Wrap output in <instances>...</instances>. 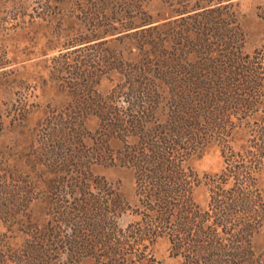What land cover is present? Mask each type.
<instances>
[{
    "label": "rangeland",
    "instance_id": "1",
    "mask_svg": "<svg viewBox=\"0 0 264 264\" xmlns=\"http://www.w3.org/2000/svg\"><path fill=\"white\" fill-rule=\"evenodd\" d=\"M222 45L237 46L241 57L262 67L261 86L234 94L248 102L211 104L233 107L228 132L204 134L175 158L204 230L226 245L178 250L165 232L131 236L152 215L134 161L171 121L164 78L176 77L177 65L185 67L182 76L213 74ZM200 62L203 70L196 69ZM261 130L264 0H0V264H39L57 235L76 234L66 219L79 205L90 212L77 214L80 225L96 213L99 228L128 244L118 246L121 262L208 264L205 258L219 254L212 264H230L226 254L239 251L229 246L242 244L234 241V221L216 214L215 201L242 189L264 209ZM85 203L97 206L92 211ZM260 215L251 237L257 255L264 253ZM192 233L201 239L196 225ZM94 235L82 230L83 245ZM63 245L43 257L47 264H106L91 256L75 261ZM104 249L98 243L91 251Z\"/></svg>",
    "mask_w": 264,
    "mask_h": 264
},
{
    "label": "trees",
    "instance_id": "2",
    "mask_svg": "<svg viewBox=\"0 0 264 264\" xmlns=\"http://www.w3.org/2000/svg\"><path fill=\"white\" fill-rule=\"evenodd\" d=\"M224 46L221 49L222 54L218 55L220 57L219 61H213V64L210 62V69L214 70L213 74L207 76L199 73L193 75L191 73L185 74L187 76H182L180 72H183L185 67L177 65L176 77H163L164 83L171 87V94L168 98L169 102L172 99L169 105L171 114L168 116L171 121L165 122L161 127V131L155 130L152 135L153 140L149 144L150 152L135 158L134 162H136L139 173L137 178L139 193L143 198L150 200L153 206L149 208L152 215L149 216L142 227L135 229L131 236L145 239L147 236L157 235L156 232H165L170 236L173 245L178 250L182 247L186 248V244L188 246L192 245V247L197 246L198 251L203 250L206 246H213L212 250H221L226 245L216 238L213 232L208 233L204 230L205 218L195 211L196 207L192 201L191 192L184 187L186 182H183L180 178L182 165L177 163L175 158L176 152L190 149L198 139H203L202 136L204 134L208 135L209 132H215L214 130H216L219 135H226L225 133L228 132L226 131V125L233 113L231 111L233 107L230 108L231 106L228 107L229 105L226 107H214L211 104L222 101L228 104L248 102V99L238 98L234 94L244 92L250 95V93L261 86L260 81L263 78L259 77V69L262 67H256L254 61H248L241 57L238 54L237 46L227 48H224ZM236 49L238 51H235ZM207 51V53L209 51L212 53L210 49H207ZM207 60L210 61V59ZM203 64L205 65V63L200 62L196 69L203 70ZM187 68L188 70L190 69L189 67ZM148 98L149 101L153 100L151 97ZM195 119L199 120L195 121ZM156 133H158L157 136H155ZM260 133L264 144V130H261ZM155 137L156 139H154ZM257 151V157L264 158V145L259 144ZM227 160H229L231 168H236L230 162L229 157H227ZM242 167L246 168L245 166ZM244 171L239 170L238 172ZM231 172L236 171L231 169ZM249 182H251L250 178ZM248 194L242 189L225 191L218 194V196L222 197L218 201L219 203L215 201L216 207L214 210L217 212L216 214L223 217V221L226 223L234 221V226L238 232V235H234V241L242 244V246L236 245L237 247H233V249L232 246H229L228 250L239 251V253L226 254L231 257L229 259L231 261L230 264H264V253L263 255H257L251 244V237L256 228L254 222L256 225V217L260 218V214L263 213L264 209L262 208L263 205L256 203L257 201L248 196ZM85 204L89 205L90 208H92L91 206H97L95 204ZM73 209V211H68L69 218L66 220L74 226L76 225V234L65 240H59L57 235V241L54 239L52 242L50 241L47 245L49 249H43L42 255L36 258V262L39 264L46 262L47 264L48 261H45L43 257L46 256L48 258L52 252L61 250L58 245L62 243L65 249H69L72 252L71 256L75 261L91 256L94 257L96 262L100 258H105L106 264H127L121 262L119 257L121 253L117 250L118 246L123 245L124 247L127 243L113 241L109 232L105 233L102 230L103 228H99L98 223L95 224L98 221V214L96 215V213L93 216L92 214L85 216L87 218L86 224H84L86 227L80 225L82 218L78 217L77 214L79 215L82 212L90 214V212H87V207L83 208L82 205ZM195 220H199L197 224H195ZM74 222H77V224H74ZM194 225L198 228L196 235L202 241L201 239L190 238V235H194L192 233ZM85 229L95 232V241L92 239L91 242L86 241V244L83 245L82 230ZM52 236L55 237V235ZM43 239L47 240V242L49 241L46 238ZM204 242L209 245L204 246ZM98 243L105 246V253L101 254L91 251L93 246ZM220 258L221 256L218 254L217 257L211 255L205 260L208 264H212V261L219 263ZM141 264L147 263L142 262Z\"/></svg>",
    "mask_w": 264,
    "mask_h": 264
}]
</instances>
